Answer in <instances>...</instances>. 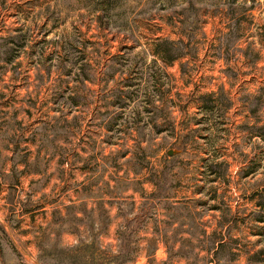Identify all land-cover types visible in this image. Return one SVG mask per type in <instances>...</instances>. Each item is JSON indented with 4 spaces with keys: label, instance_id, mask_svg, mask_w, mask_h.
I'll use <instances>...</instances> for the list:
<instances>
[{
    "label": "rangeland",
    "instance_id": "rangeland-1",
    "mask_svg": "<svg viewBox=\"0 0 264 264\" xmlns=\"http://www.w3.org/2000/svg\"><path fill=\"white\" fill-rule=\"evenodd\" d=\"M263 124L264 0H0V264H264Z\"/></svg>",
    "mask_w": 264,
    "mask_h": 264
},
{
    "label": "trees",
    "instance_id": "trees-1",
    "mask_svg": "<svg viewBox=\"0 0 264 264\" xmlns=\"http://www.w3.org/2000/svg\"><path fill=\"white\" fill-rule=\"evenodd\" d=\"M255 127V129H258V131H263L264 130V124L263 125H255L254 126ZM258 135H260L262 138H264V132H259V134ZM122 263H125V261H123Z\"/></svg>",
    "mask_w": 264,
    "mask_h": 264
},
{
    "label": "water",
    "instance_id": "water-1",
    "mask_svg": "<svg viewBox=\"0 0 264 264\" xmlns=\"http://www.w3.org/2000/svg\"><path fill=\"white\" fill-rule=\"evenodd\" d=\"M168 153L171 155L173 154V150H169Z\"/></svg>",
    "mask_w": 264,
    "mask_h": 264
}]
</instances>
